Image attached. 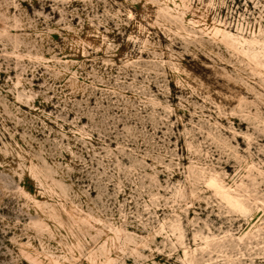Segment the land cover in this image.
Here are the masks:
<instances>
[{"label": "rangeland", "instance_id": "1", "mask_svg": "<svg viewBox=\"0 0 264 264\" xmlns=\"http://www.w3.org/2000/svg\"><path fill=\"white\" fill-rule=\"evenodd\" d=\"M0 264H264V0H0Z\"/></svg>", "mask_w": 264, "mask_h": 264}]
</instances>
